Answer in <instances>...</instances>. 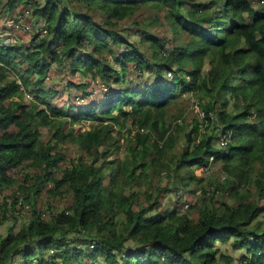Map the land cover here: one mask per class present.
<instances>
[{"label":"trees","instance_id":"16d2710c","mask_svg":"<svg viewBox=\"0 0 264 264\" xmlns=\"http://www.w3.org/2000/svg\"><path fill=\"white\" fill-rule=\"evenodd\" d=\"M256 1L259 8L250 0H0V16L28 9L46 28L15 42L0 35V264H227L217 245L226 242L247 252L238 264H264V228L248 226L264 206L238 192L249 183L264 199V170L254 172L264 161V0ZM145 6L153 11L148 24L157 20L188 40L167 45L138 16ZM61 91L69 95L57 103ZM196 91L201 123L185 131L165 119L172 100ZM128 119L137 126L134 145L114 165L98 146L119 128L130 132ZM67 120L95 128L65 131ZM178 129L186 146L167 161ZM228 129L230 140L215 143ZM67 140L90 158L64 166ZM159 165L180 185L181 168L226 175L196 217L161 207L160 191L176 190L168 183L138 208L104 183L103 166L135 180L137 169L144 176ZM222 190L238 202L209 199Z\"/></svg>","mask_w":264,"mask_h":264},{"label":"rangeland","instance_id":"374dc122","mask_svg":"<svg viewBox=\"0 0 264 264\" xmlns=\"http://www.w3.org/2000/svg\"><path fill=\"white\" fill-rule=\"evenodd\" d=\"M252 6L259 8L257 5L256 0H250ZM138 16L143 22H147L146 27L153 30L154 33L159 32V34L162 35V38L167 41V45L169 46H182L184 42H186L188 39V35L185 32H179V34H174L172 30L169 28L164 29L163 27H160L157 23V20H154L152 24H148L152 18L153 11L148 8V6L141 7V9L138 11ZM162 14V12H161ZM160 19H162V16H159ZM2 28H0L1 30ZM1 35V34H0ZM4 39V38H3ZM5 40V39H4ZM6 41V40H5ZM145 46V45H144ZM143 44H140V47H144ZM65 63L63 62L62 66ZM174 68L177 66L175 64ZM51 66H55L53 63ZM170 70V69H169ZM171 76L173 71L170 70ZM170 77V75H168ZM140 79V78H138ZM57 80V79H56ZM47 85L52 84V79H48L45 82ZM74 93L73 90L71 91V94ZM97 93V92H96ZM98 94V93H97ZM97 94H92L94 97L97 96ZM69 93L67 91H61L59 95L54 96V100L57 103H61L65 101L68 97ZM31 96V95H29ZM203 96L200 92L196 91L194 93H187V92H181L177 102L171 101L170 107L165 113V119L172 122V121H178L183 129L186 131L190 129V126L192 125V121H198L201 123L202 116L200 114V103L203 102ZM232 105H229V108H231ZM128 108V106H127ZM175 123V122H173ZM191 124V125H190ZM126 125H128L131 129L130 132H124L123 128H119L121 130H118L117 132H111V135H108V138L106 141L98 146L99 151H102L103 149H107V154L104 157H107L106 160H112L113 164L115 165L117 162H120V160H123L124 157H127L129 155V147L134 145V132L136 131L137 126L132 124L130 122V119L127 120ZM64 130H70L72 129L76 133L77 129L83 130V129H92L95 128V124L90 122L89 120L79 121L71 123L69 120L64 124ZM201 127V124H200ZM48 127H39L40 130H42L46 134V129ZM118 128L113 129L112 131H116ZM208 132L212 136L215 135L217 132L212 125L209 126L207 129ZM194 135L197 134V131L192 132ZM114 134V135H113ZM154 137L153 135H151ZM197 140V137H196ZM216 143V141H215ZM63 151L65 153V160L62 162V164L68 165L71 160H75L77 157L82 156L84 159H89L90 157L86 154L85 151L81 150L78 145L75 142H72V140H67L63 142ZM186 146L185 139L183 137V131L179 130L175 132V143L173 144V147L169 149L165 157L167 158V161H171L175 155L179 154L184 147ZM102 158L98 157L97 165L100 164ZM110 167L103 166L102 172L104 175V183L107 185V190L110 191V194H115V192L120 193L121 195H132V207L138 208L140 205L145 204V199L148 193L152 194V197L154 198L157 194H155V187L160 186L164 187V184H167L170 187H176V190H172L171 188L167 190L160 191L158 195V200L161 203V207L163 209H172L173 207H176L181 212H187L189 217H196L197 212L196 208L199 205H202L204 201H208V198H206L208 193V189L216 186H219V177L225 176L224 174H219V172L216 170V168L210 167L209 170H203L204 166H192L190 169V172H188L185 168H181L182 170L179 172L181 175H184L183 177V185H180L179 178L178 177H171L170 173L167 175L164 170H158L161 169L162 166L159 165L158 168H153L154 171L149 168L146 170V174L140 175L139 169L136 170V172L139 173L137 176V179H133L131 177H128L126 173L122 170H118L113 175L110 174ZM264 170V161L263 163H260L259 165L255 166L254 172L255 175H258L260 171ZM111 178L113 179V182L111 181ZM112 183V184H111ZM174 183L175 185H172ZM249 183L244 185H239L238 192L239 193H245L247 196V201L249 202H255L259 206H264V199H262L258 195V191L252 187V192L248 188ZM226 189V188H225ZM248 190V192H247ZM210 200L213 201L215 204H220L221 201H226L230 204L235 205L238 201L233 196L229 195L228 193H225V191H221L220 194H210L209 196ZM54 201L60 202V205L55 207H62L64 205V199H59L57 197H53ZM46 207V203L43 204V208ZM115 210H117V207H115ZM121 214V213H120ZM119 214V215H120ZM20 221V220H19ZM17 221L14 225V230L18 229L20 222ZM2 225H0V232L2 230ZM249 228L252 230L259 232L264 228V211H261L258 213V215L249 223ZM121 230V225L118 224V232ZM3 233V231H2ZM220 251L225 254L227 257H229V260L227 261V264H238L240 262V257L243 254H247L244 248L238 249L234 248L231 245V242L226 243H217ZM219 264H226L225 259H219ZM217 264V263H215Z\"/></svg>","mask_w":264,"mask_h":264},{"label":"crops","instance_id":"0c3cea01","mask_svg":"<svg viewBox=\"0 0 264 264\" xmlns=\"http://www.w3.org/2000/svg\"><path fill=\"white\" fill-rule=\"evenodd\" d=\"M39 3H43L45 0H34ZM26 10V9H25ZM25 10L22 12H14L12 14H7L5 17L0 16V34H7L12 37H15L17 41L25 40L32 35L31 28L33 27L36 31H38L40 28L44 27L45 24L42 21H37L36 17H32L29 14L25 13ZM34 21V25H29V28H21L20 24H26L28 22ZM18 23L19 26L15 27L13 23ZM14 26V27H13ZM48 77V76H47ZM82 76H79V79H82ZM52 79V84L55 83V79ZM50 85V84H49ZM90 88V87H89Z\"/></svg>","mask_w":264,"mask_h":264},{"label":"built area","instance_id":"2783aa9c","mask_svg":"<svg viewBox=\"0 0 264 264\" xmlns=\"http://www.w3.org/2000/svg\"><path fill=\"white\" fill-rule=\"evenodd\" d=\"M25 13L30 14L31 12H30V10L26 9V10H25ZM31 24L33 25V24H34V21H32ZM15 26H19V24L16 23ZM20 26H21V28H25V29H26V28H29V24H20ZM41 32H42V33H45V32H46V28H45V26L42 27ZM8 39H9V37L6 38L5 40L8 41ZM11 41L15 42V41H16V38H11ZM167 75H170V73L167 72ZM27 96L30 98L29 95H27ZM231 132H232L231 129H228V130L225 131V132H223V131L219 132V134H218V136H217V138H216V139H217L216 143H217L218 145H221V146H222V145H225V144L230 140ZM211 160H212V156L209 157V162H210ZM204 168H205V167H204ZM92 246H93V244H90V247H92Z\"/></svg>","mask_w":264,"mask_h":264},{"label":"clouds","instance_id":"9594fccd","mask_svg":"<svg viewBox=\"0 0 264 264\" xmlns=\"http://www.w3.org/2000/svg\"><path fill=\"white\" fill-rule=\"evenodd\" d=\"M26 95H29V94H26ZM30 98H31V96H30Z\"/></svg>","mask_w":264,"mask_h":264}]
</instances>
